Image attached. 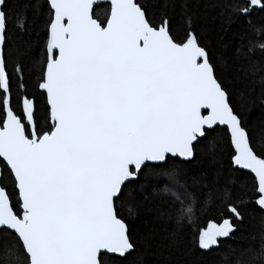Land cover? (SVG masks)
Returning <instances> with one entry per match:
<instances>
[{
    "label": "snow or ice",
    "instance_id": "obj_1",
    "mask_svg": "<svg viewBox=\"0 0 264 264\" xmlns=\"http://www.w3.org/2000/svg\"><path fill=\"white\" fill-rule=\"evenodd\" d=\"M212 6L228 24L264 12V0ZM95 7L24 0L14 36L8 0H0V236L12 242L8 254L13 264H119L135 249L118 214L125 196L146 170L173 176L166 166L190 163L205 141L229 161L220 186L229 216L193 236L203 254L213 252L243 222L229 191L236 177L251 182L264 212V148L254 147L191 27L177 40L166 14L154 19L141 0H108L103 17ZM245 38L238 52L264 51V29L249 22ZM164 191L177 223L194 225L195 194Z\"/></svg>",
    "mask_w": 264,
    "mask_h": 264
},
{
    "label": "trees",
    "instance_id": "obj_2",
    "mask_svg": "<svg viewBox=\"0 0 264 264\" xmlns=\"http://www.w3.org/2000/svg\"><path fill=\"white\" fill-rule=\"evenodd\" d=\"M159 19L166 14L171 21L173 35L182 39L191 27L201 46L207 49L215 66L218 80L227 89L232 106L245 124L257 151L264 148V51L238 52L246 47L245 30L250 22L257 30L264 29V12H254L248 21L225 23L212 0H141ZM11 20L9 30L15 36L16 12L24 0H8ZM106 4L94 8L103 17ZM31 15V13H29ZM41 21L37 20L39 24ZM10 48L5 49L6 58ZM14 65H10L11 67ZM249 69V71H245ZM255 71L253 75L252 72ZM29 90L35 78L29 82ZM228 159L220 158L207 141L198 146L195 159L190 163L170 162L174 168L169 176L162 170L142 174L140 181L126 195L118 214L127 223L135 249L119 264H262L264 253V212L252 202L251 182L236 177L235 187L229 184L233 200L239 206L243 222L231 239L222 240L215 251L203 254L194 246L193 236L209 221L220 223L229 214L221 199V173L228 176ZM187 190L200 202L196 207L192 226L178 224L173 209L174 198L164 188ZM207 199V206L203 201ZM243 201V203H241ZM11 240L0 236V264H13L8 254Z\"/></svg>",
    "mask_w": 264,
    "mask_h": 264
},
{
    "label": "water",
    "instance_id": "obj_3",
    "mask_svg": "<svg viewBox=\"0 0 264 264\" xmlns=\"http://www.w3.org/2000/svg\"><path fill=\"white\" fill-rule=\"evenodd\" d=\"M107 3H108V0H95L96 7L99 6V5H102V4H107Z\"/></svg>",
    "mask_w": 264,
    "mask_h": 264
}]
</instances>
